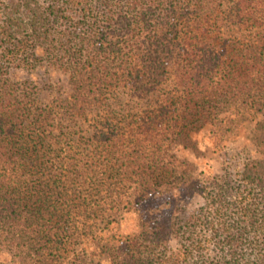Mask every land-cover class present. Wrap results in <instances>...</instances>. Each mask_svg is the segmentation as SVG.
Segmentation results:
<instances>
[{
	"label": "trees",
	"instance_id": "obj_1",
	"mask_svg": "<svg viewBox=\"0 0 264 264\" xmlns=\"http://www.w3.org/2000/svg\"><path fill=\"white\" fill-rule=\"evenodd\" d=\"M227 8L246 26L247 40L239 30L225 35L216 27ZM0 43V252H11L20 264H64L63 253L75 241L73 217L89 202H101L102 188L110 192L122 181L105 172L118 162L116 149L126 147L117 135L123 122L140 131L132 141L140 157L129 164L160 169L141 183L136 202L167 184L177 185L184 208L196 195L203 202L167 225L141 223L135 234L119 237L103 248L111 263L209 264L203 256L213 246L220 259L210 264H264V124H256L254 134L261 158L244 165L242 185L215 176L208 191L188 158L199 153L205 128L219 145L248 120L249 110L264 108V0H51L42 10L34 0H20L10 3ZM44 60L68 74L54 101L60 126L103 103L121 115L113 101L150 94L142 107L136 104L138 121L105 120L99 129L107 126L99 145L104 161L81 137L58 143L79 144V158L61 157V147L48 155L49 136L36 126L52 107L40 108L35 94L8 77L9 69ZM161 146L181 157L156 162ZM194 258L202 260L191 263Z\"/></svg>",
	"mask_w": 264,
	"mask_h": 264
},
{
	"label": "rangeland",
	"instance_id": "obj_2",
	"mask_svg": "<svg viewBox=\"0 0 264 264\" xmlns=\"http://www.w3.org/2000/svg\"><path fill=\"white\" fill-rule=\"evenodd\" d=\"M34 1L36 6L41 7L42 10L51 0ZM12 2L16 4L20 0H0V26L4 24L6 12L9 10L10 3ZM15 17L23 18V15L15 12ZM216 27L221 31H225V35L233 34V32L235 33L239 30L241 35L247 36L246 40L249 38V32L244 31L246 26H240L238 21H235L229 8L218 16ZM8 77L10 78V82L16 84L19 89H26L28 93L35 94L40 101V108H44L47 105L52 107V111L45 114L48 118L44 122L37 123L36 126L40 128H38L39 130L44 128L46 130L45 133L49 136L48 143L52 145V148L48 149L47 153L50 157L55 155L54 149L57 150L61 147L63 151L61 152V157L79 158L78 155H75L78 154L76 148L79 147V144L75 146L72 142H69L66 146H60L58 143L62 138L80 140L81 137L80 143L83 142L88 145L86 148L88 151H92L97 147L100 160L104 161L102 158L104 152L102 154L100 153L102 147L99 148V145L102 144V139L107 137L105 135L107 126L104 125L101 132L99 129L102 128L105 120L108 118L112 123L120 120L126 122L138 121V118L133 116L135 114L134 112L138 111V108L142 107L141 105H144L150 100V94H143L141 97L139 96L140 98L135 95L133 100L131 97L122 95L123 97L121 96L119 98L118 103L117 101L112 102L118 108L116 110L122 112L121 115L118 112V115L107 112V103H103L89 108L84 116L76 117L73 122H70L71 119L66 117L69 121L60 126L58 123L61 114L59 116L56 114L53 115L58 112V109L54 107L56 106L54 101L60 95L63 85L68 79L67 73L59 68L52 67L51 64L44 60L35 68L9 69ZM169 88L172 89L170 86ZM162 98L163 96H158V99H156L157 102ZM18 100H22V97H19ZM152 101H155V97ZM136 104H139V107ZM132 107L135 109L130 111ZM61 113L63 114V111ZM247 114L248 120L241 128L232 137L219 145L212 144L209 130L205 128L201 133L198 148L199 153L196 156L188 155V158L194 161L198 167L197 171L200 174L198 175L200 184L206 186L208 191L211 190L208 183L210 180L208 178L215 176L219 180L226 176L233 181V184L242 185L239 179L244 165L248 161L261 158L254 134L256 124H264V108L258 112L249 110ZM122 115L125 116L123 117ZM122 123L120 124L122 130H119L117 135H123L126 147H119L118 145L119 148L116 149L118 151V156H116L118 162L112 171L105 172L106 177L110 174L116 175L117 179L122 181L110 189V192L106 193V189L102 188L100 191L102 201L89 202L86 212L73 217L75 241L72 240L71 248L68 250L69 252L63 253L64 264H112L109 255L103 248L108 245H116L119 237L123 238L125 235L135 234L141 223L149 224L152 221H158L159 223L167 225V222L173 221V218H181L184 216V209L187 208L188 212H191L202 205V197L196 195L194 198L187 200V206L184 208V201L177 197L178 193L181 192L176 184L162 186L156 193L151 194L144 201L140 203L136 202L143 190L141 183L144 181H152L160 169L157 171H154L153 168L140 169L134 164H129V162L135 163V160L140 157V154H137L139 151L138 147L132 146V144L135 145L132 141L139 137L138 133L140 131L134 129L135 125L124 127ZM49 131H51L50 134H48ZM109 132L110 138L112 133L111 131ZM27 133L25 131V134ZM165 144H168L167 140ZM165 148H168V151H164ZM160 151L156 162L160 161L162 164H165L167 161H175V158L181 157V153H177L174 157H171L172 152L169 151V146H161ZM145 152L148 153L147 150ZM86 155H88L87 152ZM148 155H144V157H149ZM88 156L92 157L93 155L89 154ZM150 159L152 158L150 157ZM162 164L158 163L157 168H161ZM175 164L176 162H174ZM104 170L98 173L100 178H102L100 174ZM93 198L95 200L98 197L94 196ZM174 242H171V246H176ZM96 248L98 250L94 251ZM219 256L220 254H217L216 249L213 246H209L204 253L203 261L209 264L214 263L220 259ZM200 259L202 260V258ZM200 259L194 258L190 262L192 263ZM0 264L20 263L18 262V258H14L11 252L1 251Z\"/></svg>",
	"mask_w": 264,
	"mask_h": 264
}]
</instances>
